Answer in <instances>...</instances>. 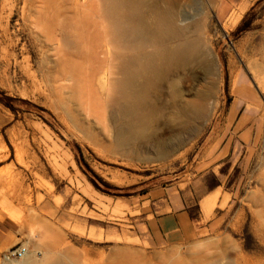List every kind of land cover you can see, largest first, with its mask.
<instances>
[{
    "label": "rangeland",
    "instance_id": "1",
    "mask_svg": "<svg viewBox=\"0 0 264 264\" xmlns=\"http://www.w3.org/2000/svg\"><path fill=\"white\" fill-rule=\"evenodd\" d=\"M4 1L0 93L29 105L15 103L17 113L0 105V170L10 179L0 186V220L17 224L12 235L0 240V264H13L4 261L21 247L28 250L25 264H264V131L254 112L256 99L264 105V97L248 68L251 52L264 41V0L256 5L255 24L238 40L231 18L223 24L216 8L206 11L203 48L217 59L216 71L213 77L198 75L193 89L200 86L212 97L206 117L210 122L165 149L159 145L168 140L166 89L152 95L162 117L150 115L145 125L138 116L120 115L121 94L116 83L109 82L119 77L91 80V114L72 97L85 88L89 73L83 66L80 75L66 62L84 65L76 38L82 20L91 25L96 19L98 1L29 0L25 5L27 0H0V13ZM248 7L234 15L241 19ZM58 24L65 30L64 39ZM116 49L109 44L114 66L119 63ZM67 67L78 80L66 75L61 84L66 102H60L50 86ZM75 85L77 91L72 92ZM238 101L237 113L229 120ZM227 161L226 168L235 165L227 184L235 174L238 182L228 191L230 204L209 225H199L179 246L154 247L140 238L138 227L155 210L151 197L158 195L149 194L152 190L192 182L199 189L206 184L212 192L220 181L211 172L201 177ZM86 165L116 188L113 194L130 197L98 192ZM218 192L213 199L218 200Z\"/></svg>",
    "mask_w": 264,
    "mask_h": 264
},
{
    "label": "bare ground",
    "instance_id": "2",
    "mask_svg": "<svg viewBox=\"0 0 264 264\" xmlns=\"http://www.w3.org/2000/svg\"><path fill=\"white\" fill-rule=\"evenodd\" d=\"M93 1H95L93 2L94 5L97 1L100 4L97 2L98 5H95L98 15L96 14L97 17L91 25L88 21L82 20L80 25L82 29L76 38L80 44H78L80 46L78 49L81 50L78 51L81 54L79 59L84 61V65L78 66L77 63L69 60L66 62V65L72 70L75 67L78 68L80 75L85 68L83 66H86L85 71L89 73L87 81L82 77L86 85L85 88H82L78 95L73 93L72 96L78 107L86 113H90L92 110L91 80L93 81L94 78L100 76H105V78L116 76L119 77L118 80L109 81L107 79V81L116 83L114 85L119 88L123 101L120 115L124 117L138 116L143 121V125L150 115L161 113L153 107L152 95L160 93L164 89L169 93L167 99L169 100V117L166 126L168 128V140L159 145L161 149L177 143L181 144L185 136L191 137L201 128H204L205 122L209 121L206 117L210 115L208 114V107L212 104V97L207 89L199 86V89L196 88L198 91L195 92L193 86L197 82L198 75L212 76L214 75L212 72L216 71L217 59L212 57L210 53L206 55L203 48V37L206 33L203 23L204 20H209V12H206L208 9L216 8L218 11L220 0ZM6 5V1H4L0 13V22L3 19ZM25 5H29V0L25 2ZM226 8L224 7V9ZM191 13H194V16ZM73 20L71 21L73 22ZM230 20L236 28L240 18L233 15ZM72 25L70 26L71 29ZM92 26L94 31H91ZM108 27H111L110 31ZM57 30L64 39L65 30L63 26L58 24ZM75 30L77 32L78 29ZM111 43L117 46L119 50V54L116 55L117 57L115 56L119 62L116 66L112 62L114 58L111 56L113 60H110L109 57L108 47ZM251 58L252 60L248 62V68L254 76L259 92L264 97V41L253 49ZM68 67L66 71L62 70V77L55 80L53 86H50V91L56 95L60 102H66L62 97L63 90L66 88L61 85L63 81L68 80L65 78L66 75L70 76L69 80H78L75 72L72 73ZM217 71L220 73V67ZM77 88L75 85L70 90L76 92ZM256 101L257 105L254 112L259 116L258 125L260 132H262L264 131V105L258 99ZM240 104L241 102L238 101L237 106L232 108L229 120L236 115ZM104 107L102 105L101 108ZM212 107L214 108V106ZM247 119L246 117L244 121ZM261 136L263 135L260 134ZM21 158L23 156L20 157L19 154L18 161L22 162L23 159ZM9 182L10 179L6 177L5 170H0V186H5ZM28 257L27 253L22 261L16 262L6 258L4 262L25 264Z\"/></svg>",
    "mask_w": 264,
    "mask_h": 264
},
{
    "label": "crops",
    "instance_id": "3",
    "mask_svg": "<svg viewBox=\"0 0 264 264\" xmlns=\"http://www.w3.org/2000/svg\"><path fill=\"white\" fill-rule=\"evenodd\" d=\"M260 1L262 2V0H220V8L223 10L218 9L217 17L224 24L231 16L239 12L242 6L249 4L233 30H237L240 25L243 28L250 26L251 29L257 15L256 5L258 6ZM224 7L227 8L224 9ZM229 164L230 162L227 161L202 175L201 178H205L211 172L212 178L220 181L221 185L212 192L209 191L208 185L205 184L202 189H199L192 182L185 184L183 188L178 184L169 189L158 187L152 190L149 194L158 195L151 197L155 210L147 215L144 224L138 227L142 234L140 238L154 247L179 246L186 243L198 231L199 225H209V222L230 204L232 194L228 191L233 189L238 182V176L235 174L231 182L227 184L235 168V165H231L229 169L226 168L225 166ZM218 191L220 195H218V200H215L213 198L219 194ZM226 199L227 203L223 206ZM16 228L15 222L0 220V240L12 235ZM205 229L207 228L201 230Z\"/></svg>",
    "mask_w": 264,
    "mask_h": 264
},
{
    "label": "trees",
    "instance_id": "4",
    "mask_svg": "<svg viewBox=\"0 0 264 264\" xmlns=\"http://www.w3.org/2000/svg\"><path fill=\"white\" fill-rule=\"evenodd\" d=\"M250 30V26H248L247 28H243L242 25H240L237 30L233 33L234 37L236 38V40H238L239 36L247 31ZM227 78V76H226ZM230 99H229V103H230ZM15 103H22L24 105H29L27 102L24 101H18L12 98H8L4 95H1L0 93V105H3L4 107H6L7 109H9L10 111H12L13 113H17V109L15 107ZM75 149L81 154L82 153V149L80 148V146L75 145ZM88 172L94 177V179H92L91 177H89V181L90 183L93 185V187L100 193L107 195V196H111V197H130V195H120V194H113L111 191H117L116 188H114L113 186H111L110 184H108L107 182H105L101 177H99L97 174H95L88 165H86ZM99 184H101L104 188H102Z\"/></svg>",
    "mask_w": 264,
    "mask_h": 264
},
{
    "label": "built area",
    "instance_id": "5",
    "mask_svg": "<svg viewBox=\"0 0 264 264\" xmlns=\"http://www.w3.org/2000/svg\"><path fill=\"white\" fill-rule=\"evenodd\" d=\"M27 248L26 247H21L20 249L11 252L7 255V259H16V260H22L24 256L27 254Z\"/></svg>",
    "mask_w": 264,
    "mask_h": 264
}]
</instances>
